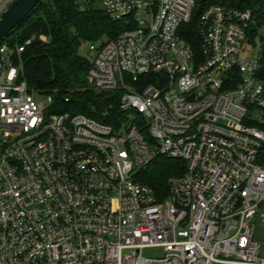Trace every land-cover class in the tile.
I'll return each mask as SVG.
<instances>
[{
  "label": "built area",
  "instance_id": "built-area-1",
  "mask_svg": "<svg viewBox=\"0 0 264 264\" xmlns=\"http://www.w3.org/2000/svg\"><path fill=\"white\" fill-rule=\"evenodd\" d=\"M14 1L0 0V15ZM100 3L129 27L88 44L90 86L120 91L117 115H101L111 123L57 112L15 65L29 41L0 43V264H264L253 225L264 79L261 53L243 55L251 11L204 9L196 52L181 35L194 0ZM157 157L185 164L161 201L137 181Z\"/></svg>",
  "mask_w": 264,
  "mask_h": 264
},
{
  "label": "trees",
  "instance_id": "trees-1",
  "mask_svg": "<svg viewBox=\"0 0 264 264\" xmlns=\"http://www.w3.org/2000/svg\"><path fill=\"white\" fill-rule=\"evenodd\" d=\"M190 22L183 27L181 35L196 52L199 41L195 23L204 9L223 5L238 10H250L253 23L248 30V43L259 37L264 24V0H194ZM93 2L82 8L76 0H42L29 15L18 24L4 40L12 45L24 46L15 65L21 67L22 80L29 91L51 96L59 113L84 114L105 123L102 113L112 111L117 115L120 91L97 93L87 81L89 63L78 54L83 43L110 40L129 29L122 20L111 19ZM3 40V41H4ZM264 79V38H260ZM64 98L68 101L64 102ZM264 167V147L258 159ZM185 164L180 160L157 157L137 174V181L148 186L158 200L168 196L167 179L183 173Z\"/></svg>",
  "mask_w": 264,
  "mask_h": 264
},
{
  "label": "rangeland",
  "instance_id": "rangeland-1",
  "mask_svg": "<svg viewBox=\"0 0 264 264\" xmlns=\"http://www.w3.org/2000/svg\"><path fill=\"white\" fill-rule=\"evenodd\" d=\"M82 8L86 7L87 3L93 2L94 8H101L100 0H76ZM259 37L254 40V46L258 45V49L252 46V44L246 43L243 50V55L248 56L249 54L255 53L258 51L261 53V46L259 44L260 38H264V24L258 32ZM251 43V42H250ZM260 46V47H259ZM87 51H88V44L83 43L81 44L78 54L87 59ZM90 85V84H89ZM98 93V92H97ZM260 213L262 214L261 217L259 215L254 219V240L259 244V253L262 257H264V204L261 205ZM142 256L144 258H152L157 259L163 256V252L161 249H145L142 251Z\"/></svg>",
  "mask_w": 264,
  "mask_h": 264
},
{
  "label": "water",
  "instance_id": "water-1",
  "mask_svg": "<svg viewBox=\"0 0 264 264\" xmlns=\"http://www.w3.org/2000/svg\"><path fill=\"white\" fill-rule=\"evenodd\" d=\"M42 0H15L0 15V43Z\"/></svg>",
  "mask_w": 264,
  "mask_h": 264
}]
</instances>
